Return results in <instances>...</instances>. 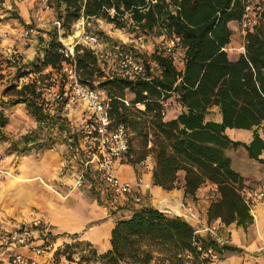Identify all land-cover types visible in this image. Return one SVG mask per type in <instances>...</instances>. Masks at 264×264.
<instances>
[{"label":"trees","instance_id":"1","mask_svg":"<svg viewBox=\"0 0 264 264\" xmlns=\"http://www.w3.org/2000/svg\"><path fill=\"white\" fill-rule=\"evenodd\" d=\"M49 1L65 35L71 33L81 18L94 23L101 18L118 27H129L134 31L129 32L131 35L147 37L158 28L160 35L176 33L180 40L172 52H166L161 46L147 53V58L140 57L145 71L133 78L107 72L100 62V54L82 42L75 44L73 55H67L59 29L53 26L46 30L47 39L39 35L42 47L38 54L29 62L18 64L15 72L17 79L29 73L38 75L20 86L11 83L5 89L14 94L8 99L11 105L24 103L37 120L36 127L14 138L3 129L9 116L0 109V140H10V151L27 153L53 148L64 131L70 134L64 140L71 138L74 144H79V133L62 113L66 98H59V105L53 109L45 94L48 78H53L55 71L63 75L65 64L74 63L81 83L106 91L112 122L126 125L130 133L127 157L133 162L142 161L153 142L154 184L165 189L182 187L183 198L188 200V197H197L200 188L212 183L208 220L236 222L244 227L252 223V206L242 193L245 181L250 178L233 167L232 158L226 152L230 146L242 145L250 157L264 163L261 156L264 137L257 129L264 120V23L247 31L244 51L232 55L226 49L233 33L229 23L241 19L246 0ZM262 14L264 20V10ZM10 16L24 20L18 12ZM103 32L98 30L96 34L101 36ZM48 67L51 69L45 72ZM171 96L182 109L167 118L164 108ZM213 105L219 106L221 120L207 118ZM227 127L253 129V137L249 142L233 139ZM131 131L141 137L138 148ZM110 240L112 247L101 253L90 240L85 244L90 248L89 254L103 264H152L153 261L211 264V257L203 256L197 243L202 249L212 246L219 258L224 250L238 249L195 233L194 226L185 218L151 205L119 217L111 229ZM81 241L65 243L63 250L67 259L75 260L72 250ZM89 254L82 253L78 263L92 259Z\"/></svg>","mask_w":264,"mask_h":264},{"label":"rangeland","instance_id":"2","mask_svg":"<svg viewBox=\"0 0 264 264\" xmlns=\"http://www.w3.org/2000/svg\"><path fill=\"white\" fill-rule=\"evenodd\" d=\"M48 3L50 4V2ZM7 9L9 12L5 14ZM12 11H18L26 15L27 18L25 19H29L28 23L31 27L28 24H22L17 17L9 18L12 15ZM54 13L56 14L54 7L51 4L49 8L44 7L42 0H0V109H4L9 116V121L3 129L11 137L19 138L21 134L36 127L37 120L30 114L24 103L20 102L11 105L8 99L14 97V94L12 90L6 91L5 89L11 83H19L20 86L23 82L38 75L37 73H29L17 79L15 72L18 64L30 61L26 54L28 46H31L32 49L31 43H34L37 50V45L40 43L39 35L43 33V35L48 36L42 30H48L54 26ZM262 16L263 14L259 19V24L264 23ZM233 29L237 34L233 37L237 41L236 45L238 48L236 49H238L237 51H244L243 46H245L246 38H244L238 27ZM98 30L104 31L101 36L99 35L100 43L96 49L100 54V62L107 72L119 73L116 45L120 44L124 47H130L125 41L129 32L133 33L134 31L129 27H118L115 23L101 18H97L96 23L81 18L75 22L71 33L65 35L63 28L59 33L66 48L68 50L73 48L74 51L75 44L81 41L82 32L96 33ZM162 36L163 34L160 35L159 29L155 28L147 34V50L140 51V49L134 47L133 52H136L138 57L147 58V53H151L154 49L161 47ZM228 52L232 53L233 50L229 49ZM177 65L181 66V63L177 62ZM25 68L29 69L30 67ZM50 69L48 67L44 71L46 72ZM62 72H64L63 75L55 71L53 78L49 77L48 81L45 80L48 82V89H46L45 93L46 99L48 100V105L55 109L59 105L58 99L61 97L66 98L62 113L67 117L72 128L79 133V144H74L71 138L69 141L64 140L70 135L68 131L62 132L61 138L53 148L38 152H12L10 151V140H0V217L9 218L12 223L29 222L36 218L43 220L44 224L52 229V234L48 237L56 243L57 247L53 256L48 258L49 264H74L73 262L79 264L78 260L82 253H90L88 250L90 248L85 244L87 238H82L80 233H83L89 223L98 220L101 212L105 213V209H107L108 212L113 211L120 217L129 215L134 210L147 204L143 199L139 202L130 200L126 203V201H121L108 190L95 170L89 169L85 173V180L82 185L76 187L73 185L78 173L84 167L86 156L85 151H83V145L80 142L83 134L82 125L89 116L85 102L74 96L75 88L71 84L72 78L67 75L64 68ZM167 102L164 108L165 117L175 116L181 111L182 106L176 101L174 96H171ZM139 106L142 107L141 105ZM210 112V117L216 118L218 116L217 109ZM257 129L264 136V120L257 126ZM234 130L244 131V129L239 128H234ZM131 136L136 148H138L141 139L140 135H136L134 131H131ZM152 145L153 142H150L149 154L142 161L133 162L127 155L123 160L124 163L131 165L136 170L137 178L142 177L144 182L146 180L143 173H153L156 162V150ZM227 151L232 158L233 167L243 173L255 171V168L260 164L257 159L249 156L246 148L242 145L230 146ZM120 173L128 175L130 170L127 167H123ZM179 176L182 184L183 172ZM253 182L250 179L247 182L248 187H257ZM204 191H209V193L203 197L211 200L210 188ZM201 197H188V200L182 198L179 202H175L172 197L174 202L165 200L167 201L166 203L160 201L159 205L177 208L184 202L186 205L192 206L205 223L216 221L214 219L208 220V216H204V211L202 212V210L195 208L194 203ZM135 205L141 206L135 208ZM70 221L78 225L81 232H73L67 227L60 226V223H69ZM203 235L210 237L207 232H203ZM78 240H82L81 242L83 243L76 244L72 250L73 252L71 251L75 260L67 259L63 250L65 243H77ZM89 255L92 259L83 260V264H103L102 260L95 259L91 254ZM218 258L214 257L211 259V264L219 261ZM152 264H160V262L155 263L153 261Z\"/></svg>","mask_w":264,"mask_h":264},{"label":"built area","instance_id":"3","mask_svg":"<svg viewBox=\"0 0 264 264\" xmlns=\"http://www.w3.org/2000/svg\"><path fill=\"white\" fill-rule=\"evenodd\" d=\"M42 1L44 7H50L49 0ZM263 10L264 0L245 1V9L239 20L240 29L245 37L247 31L252 30L259 23ZM53 24L59 31L62 29V22L57 17L53 19ZM81 35L80 42L94 50L97 49L100 43L98 34L84 31ZM162 38L161 46L165 48L166 52H172L180 40V36L176 33L163 35ZM125 42L131 48L120 44L116 45L119 74L135 78L144 73L145 65L136 52H133V48L146 51L148 47L146 35L128 34ZM243 48L245 50V46ZM69 50H66V54L73 55V48ZM64 69L67 75L72 78L71 84L75 88L74 96L85 102L89 116L82 125L83 134L80 142L86 156L84 167L78 173L73 185L75 187L82 185L85 173L89 169L95 170L108 190L116 197H127L135 202L141 201L143 199L141 190L148 188L149 183L144 182L142 177L131 180L123 177L120 173V168L124 165V157L130 148V133L126 125L112 122L108 113V99L104 89L93 88L81 83L74 63L65 64ZM242 193L251 206L264 197V189L259 187H244ZM159 208L169 214L185 218L194 226L195 233L203 235V232H207L210 235L209 238L215 239L219 243L229 242L220 231L219 220L205 223L199 213L184 202L177 208L167 205ZM50 231L52 229L39 218L17 223L10 228H4L0 223V264H41V256H46L47 259L52 257L57 247L56 243L48 237ZM197 246L202 250L203 256L211 257V259L219 256L212 246L207 249H202L200 243H197ZM260 249L264 251V245Z\"/></svg>","mask_w":264,"mask_h":264},{"label":"crops","instance_id":"4","mask_svg":"<svg viewBox=\"0 0 264 264\" xmlns=\"http://www.w3.org/2000/svg\"><path fill=\"white\" fill-rule=\"evenodd\" d=\"M9 10H6L7 14ZM12 12H18V11H12ZM24 20H20L18 17L17 19L20 20L22 24H29V19L26 15L21 14L18 12ZM54 17H57L54 13ZM9 18H16V17H9ZM230 26L232 30H234V27H238L240 29L239 20H232L230 21ZM241 31V29H240ZM42 32H46V29H43ZM242 33V31H241ZM43 34V33H41ZM243 34V33H242ZM236 32L233 31L231 36V41L227 44L226 49H232L233 52L229 54L235 55L242 51H237V41L233 37L236 36ZM45 39L48 38V36H45ZM245 38V36H244ZM40 42V39H39ZM31 46H28V51L26 52L27 57L30 58L29 60L33 59L37 54L38 50H40V45L42 46V42H40L37 45V50L34 46V43H31ZM26 49V50H27ZM182 66V63H181ZM218 110V116L216 118L210 117L209 112L207 114L208 119H215V120H221L222 114L219 110L218 105H213L210 108V111L212 110ZM235 127H227L226 131L227 133L233 138V139H239L242 141L249 142L253 137V129H247V128H239L244 129V131H237L234 130ZM237 131V132H236ZM260 132V130H259ZM261 133V132H260ZM262 135V134H261ZM263 136V135H262ZM264 137V136H263ZM226 152L228 153L227 149ZM261 156L264 157V150L261 153ZM127 165V166H126ZM127 167V169L130 170V173L128 175L122 176L131 180H134L137 178L138 174L136 170L129 164L124 163V165L120 168V171ZM241 172V171H240ZM243 175L250 177L254 182L253 184L259 188L264 189V163L260 162V164L255 168V171L250 173H243ZM145 175V180L147 183H149L148 188H144L141 190L143 194V200L146 202L147 205L160 207L159 202L164 201L165 203L168 201H173L172 197L175 199V202H179L183 198V188H173V189H165L160 185L153 183V176L152 172L143 173ZM249 180H246L245 187H248L247 182ZM212 183H208L203 188H200L197 191V196H202L201 198L197 199L194 203V206L197 210L204 211V216H208V207L211 200H208L207 198H204L203 196L205 194H208L209 188L212 186ZM121 201L126 203L130 201L131 199L125 197H118ZM174 202V201H173ZM136 206V207H135ZM134 207L137 208L139 205H135ZM141 206V205H140ZM139 206V207H140ZM201 207V208H200ZM251 212L254 215V221L250 223L248 226L244 227L242 225L236 224V222H232L230 224H226L222 222L221 220V232L224 237H226L230 244L235 245L238 247L236 250H224L223 254L221 255L219 261L215 262L214 264H264V251L260 249L262 245H264V197L260 200H257L256 203L252 205ZM128 215L120 216L125 217ZM119 217L117 214L113 211L108 212L107 209H105V213H100V217L98 220H95L94 222L89 223L88 227L83 230L82 238H87V240H90L94 246L97 248L98 252H105L106 250L110 249L111 246V229L115 223V221ZM77 220V219H76ZM79 222V220H77ZM0 223L4 228H10L13 225L20 223V222H14L12 223L11 219L9 218H3L0 217ZM60 226H64L69 228V230H73V232H81V229L78 225H75L73 222L69 223H60ZM81 238V237H80ZM75 239V238H74ZM41 264H49V261L46 256H41ZM75 264V262H73Z\"/></svg>","mask_w":264,"mask_h":264}]
</instances>
